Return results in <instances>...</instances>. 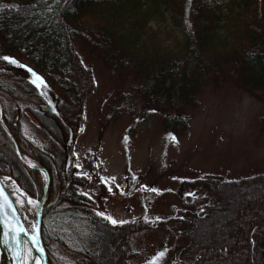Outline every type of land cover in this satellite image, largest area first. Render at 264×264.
I'll list each match as a JSON object with an SVG mask.
<instances>
[{
  "label": "trees",
  "instance_id": "16d2710c",
  "mask_svg": "<svg viewBox=\"0 0 264 264\" xmlns=\"http://www.w3.org/2000/svg\"><path fill=\"white\" fill-rule=\"evenodd\" d=\"M3 1L0 53L42 78L58 102L55 109L24 108L48 134L49 150L23 133L19 118L1 110L0 174L42 203L41 236L49 264L60 263L46 245L44 218L61 203L80 209L92 232L82 264H127L129 235L143 223H111L88 194L78 191L87 175L72 171L67 176L58 166L63 143L70 138L73 145L82 131L85 103L95 87L76 44L115 70V83L128 77L140 82L135 89L141 108L161 113L162 127L179 135L188 128L185 115L197 106L206 77L214 86L232 82L264 103V0H149V8L143 5L148 0ZM161 6L172 9L182 31L169 45L148 26ZM189 188L205 190L215 202L206 214L189 219L185 252L174 264H264V173L185 179L179 192Z\"/></svg>",
  "mask_w": 264,
  "mask_h": 264
},
{
  "label": "rangeland",
  "instance_id": "374dc122",
  "mask_svg": "<svg viewBox=\"0 0 264 264\" xmlns=\"http://www.w3.org/2000/svg\"><path fill=\"white\" fill-rule=\"evenodd\" d=\"M225 1L209 0L210 4ZM150 4L144 1V8ZM162 6V12L151 15L148 26L169 45L182 36V31L173 21L172 9ZM76 51L92 70L95 87L85 103L82 131L73 145L70 138L63 143L58 166L67 176L72 171L87 175V184L78 191L90 196L96 211L117 221L143 223L129 235L127 264H174L185 252L189 219L206 214L215 202L200 188L179 192L181 181L264 173V103L232 82L214 86L206 77L197 106L185 115L187 130L173 135L162 127L161 113L141 108L135 89L140 82L128 77L115 83V70L92 58L81 43L76 44ZM3 57L0 53V115L3 109L19 118L23 133L49 150L48 134L24 108L55 109L58 99L41 80L33 83L37 75ZM40 98L44 104H39ZM8 136L13 137L9 132ZM0 177L6 183L14 182L7 175ZM21 192L10 190L21 197L18 207L25 226L33 227L42 203L24 189ZM26 197L35 203L29 204ZM66 205L61 203L58 211L44 218L46 245L60 264L87 263L83 253L92 247V232L83 212ZM44 249L46 252L45 245ZM2 261L6 264L0 257V264Z\"/></svg>",
  "mask_w": 264,
  "mask_h": 264
},
{
  "label": "water",
  "instance_id": "95a60500",
  "mask_svg": "<svg viewBox=\"0 0 264 264\" xmlns=\"http://www.w3.org/2000/svg\"><path fill=\"white\" fill-rule=\"evenodd\" d=\"M10 138L14 143L16 154L20 157L21 155L13 137L10 136ZM2 182L3 180L0 177V257H3L6 264H20L22 236L23 234H27L30 243L40 256L41 264H48L41 237V205L39 204L36 215L34 233L33 235H29L25 223L21 220L16 209L9 200ZM5 197H7V200H5ZM21 228H23L24 231H20ZM34 237L38 239V243L34 242ZM41 249L43 251H41Z\"/></svg>",
  "mask_w": 264,
  "mask_h": 264
},
{
  "label": "bare ground",
  "instance_id": "6f19581e",
  "mask_svg": "<svg viewBox=\"0 0 264 264\" xmlns=\"http://www.w3.org/2000/svg\"><path fill=\"white\" fill-rule=\"evenodd\" d=\"M2 185L4 187V190L9 198V200L11 201V203L13 204L14 208L16 209L19 217L21 218V220L23 221V218L21 216L20 210H19V202L21 201V197L17 194H11L10 190H15L17 192H20L21 194H23V192H21L17 185V183H15V181H11L9 183H6L5 181L2 182ZM27 200L29 201V197H26ZM32 200V199H31ZM33 201V200H32ZM34 202V201H33ZM35 203V202H34ZM24 222V221H23ZM27 228V233L29 235H33L34 233V226H29L26 225ZM20 264H41V259L40 256L37 252V250L33 247V245L30 243L27 234H23L22 236V242H21V257H20Z\"/></svg>",
  "mask_w": 264,
  "mask_h": 264
},
{
  "label": "snow or ice",
  "instance_id": "6c2138e0",
  "mask_svg": "<svg viewBox=\"0 0 264 264\" xmlns=\"http://www.w3.org/2000/svg\"><path fill=\"white\" fill-rule=\"evenodd\" d=\"M3 59L5 61H8V62L12 63V64H17L18 63V61H16L14 58H11V57H8V56H4ZM29 71H32V70L29 69ZM33 74L36 75L35 73H33ZM37 80H41V82H42V78H40L38 75L36 76V80H34L33 83L35 84ZM152 191H157V190L156 189H152ZM85 195H86V193H85ZM5 200H7V197H5ZM28 202H29V204L34 203L31 199H29ZM9 206H11V205H9ZM100 215H103V213H101ZM106 218L109 219L111 221V223H113V224L124 223V221H117V220H115V219H113L111 217H106ZM20 231H24V229L21 228ZM34 242L38 243V239L36 237H34ZM41 251H43V250L41 249Z\"/></svg>",
  "mask_w": 264,
  "mask_h": 264
}]
</instances>
